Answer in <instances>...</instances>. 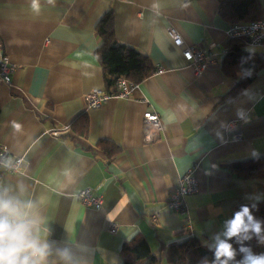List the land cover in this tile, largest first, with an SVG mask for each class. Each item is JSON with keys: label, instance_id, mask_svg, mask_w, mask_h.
<instances>
[{"label": "crops", "instance_id": "obj_1", "mask_svg": "<svg viewBox=\"0 0 264 264\" xmlns=\"http://www.w3.org/2000/svg\"><path fill=\"white\" fill-rule=\"evenodd\" d=\"M258 4L264 19V0ZM109 11L118 41L164 72L130 97L86 112L85 95L106 90L95 54L96 28ZM170 26L187 45L215 54L200 76L174 46ZM230 26L217 0H39L38 12L32 0H0V45L16 67L11 85L0 84V145L23 159L19 173L0 179V193L34 205L39 236L50 245L46 264H122V250L136 236L161 261L168 247L189 237L213 248L225 221L264 198V180L235 178L227 167L264 157V69L225 99L236 85L221 70ZM244 50L264 55L260 47ZM147 111L164 123L151 144L144 142ZM85 113L87 139L71 129ZM233 121L239 129H228ZM69 128L59 138L48 134ZM240 132L243 140L234 141ZM102 140L121 154L108 161L96 149ZM194 167L197 193L186 198L183 212L169 211L177 179ZM86 188L103 197L101 209L81 203ZM110 222L119 225L117 235Z\"/></svg>", "mask_w": 264, "mask_h": 264}, {"label": "trees", "instance_id": "obj_2", "mask_svg": "<svg viewBox=\"0 0 264 264\" xmlns=\"http://www.w3.org/2000/svg\"><path fill=\"white\" fill-rule=\"evenodd\" d=\"M219 15L230 25L250 23L261 19L258 0H217ZM99 48L95 54L98 64L103 69L105 89L114 92L118 79L123 78L135 85H140L155 74L157 69L150 59L129 45L118 41L115 33V19L109 11L96 28ZM241 40H231L228 54L221 62V70L226 77L235 81V88L225 99L236 97L251 83L257 74L264 69V55L247 54ZM71 129L77 137L87 139L89 135V117L85 113L71 124ZM108 161L121 154V148L114 143L102 140L96 145ZM231 175L245 181L264 180V157L248 161L235 162L227 166ZM254 218L264 227V198L256 203L246 204ZM241 207L239 208V210ZM251 239L233 238L228 241L236 250V256L229 264H238L244 257L241 247L250 248L255 254L264 253V243L255 234ZM264 238V233H262ZM237 239L241 242L238 243ZM195 237L172 245L166 249L164 261L154 257L149 245L141 236H136L122 250V264H202L207 259L208 264L215 260L214 252Z\"/></svg>", "mask_w": 264, "mask_h": 264}, {"label": "built area", "instance_id": "obj_3", "mask_svg": "<svg viewBox=\"0 0 264 264\" xmlns=\"http://www.w3.org/2000/svg\"><path fill=\"white\" fill-rule=\"evenodd\" d=\"M168 35L173 41L175 47L182 51V55L186 63L192 67L197 76H200L212 63H214L215 54L211 49L202 45H187L181 34L173 26L168 28ZM228 37L230 40H241L245 48L260 47L264 49V19L250 23H241L231 25L228 29ZM228 54V48L224 49L222 55ZM16 72L15 65L12 64L10 58L4 51V47L0 45V84L11 85L12 77ZM157 73H163L164 70L159 68ZM137 85L126 79L120 78L116 84L114 92H107L103 89H96L85 95V111L90 112L102 108L108 101L115 98H128L135 90ZM143 124L145 128L144 142L147 144L154 143L161 138L164 131V123L160 116L154 111H147L143 116ZM240 123L233 121L229 124V130H237ZM70 132L69 129H53L48 131L49 136L59 138ZM234 141L243 140V134L236 133L233 135ZM23 168V159L14 156L8 149L0 145V179L6 175H14ZM197 169H190L185 175L179 177L176 182V188L167 202V209L171 212L180 213L185 209L186 198L194 195L198 191V181L196 177ZM78 198L87 208L101 209L104 205V199L97 194L94 188H86L82 190ZM153 220L157 216H152ZM109 231L113 235L118 234L119 225L109 223Z\"/></svg>", "mask_w": 264, "mask_h": 264}, {"label": "clouds", "instance_id": "obj_4", "mask_svg": "<svg viewBox=\"0 0 264 264\" xmlns=\"http://www.w3.org/2000/svg\"><path fill=\"white\" fill-rule=\"evenodd\" d=\"M32 8L39 11V0H32ZM33 207L31 202L0 193V264H46L50 245L39 236V219L31 211ZM224 227L223 238L218 235L210 249L214 252L213 264H229L234 260L236 250L228 242L233 238L251 239V234H255L264 243V227L248 206H241L231 219L225 221ZM237 242L241 241L237 239ZM59 251L62 257L68 254L66 249ZM240 252L244 257L238 264H264V253L255 254L245 247H241ZM202 264H208L207 259Z\"/></svg>", "mask_w": 264, "mask_h": 264}]
</instances>
